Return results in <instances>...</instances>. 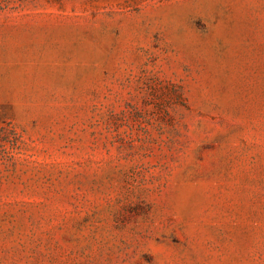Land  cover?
I'll return each instance as SVG.
<instances>
[{"label":"rangeland","instance_id":"1","mask_svg":"<svg viewBox=\"0 0 264 264\" xmlns=\"http://www.w3.org/2000/svg\"><path fill=\"white\" fill-rule=\"evenodd\" d=\"M0 264H264V0H0Z\"/></svg>","mask_w":264,"mask_h":264}]
</instances>
